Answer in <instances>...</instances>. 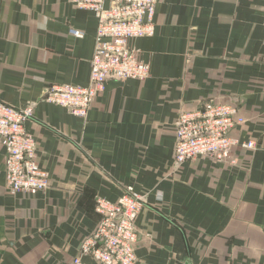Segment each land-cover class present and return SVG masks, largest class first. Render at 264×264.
<instances>
[{
  "label": "crops",
  "instance_id": "0c3cea01",
  "mask_svg": "<svg viewBox=\"0 0 264 264\" xmlns=\"http://www.w3.org/2000/svg\"><path fill=\"white\" fill-rule=\"evenodd\" d=\"M155 22L131 41L150 76L108 81L84 119L39 99L51 84L89 83L95 15L68 0H0V100L37 102L26 129L51 183L10 192L0 146V264H66L100 219L96 199L127 186L147 201L138 264H264V0H158ZM210 101L237 104L246 121L232 133L257 147L176 170V120Z\"/></svg>",
  "mask_w": 264,
  "mask_h": 264
},
{
  "label": "built area",
  "instance_id": "2783aa9c",
  "mask_svg": "<svg viewBox=\"0 0 264 264\" xmlns=\"http://www.w3.org/2000/svg\"><path fill=\"white\" fill-rule=\"evenodd\" d=\"M68 1L91 11L97 19L90 80L86 86L51 84L39 101L61 105L73 115L86 119L108 81H143L150 76V63L139 57L131 41L156 33L158 0ZM71 32L76 37L84 36L79 29L73 28ZM36 103L18 108L0 100V146L7 151L6 183L12 193L36 195L51 184L49 173L37 159L35 137L26 129ZM245 121L235 103L210 101L195 110L182 111L175 123L174 168L178 170L197 157L215 162L233 161L235 147L255 149V141H240L232 133ZM146 202V197L132 186L125 187L116 201L98 197L96 211L100 219L93 232L82 240L78 254L66 264H85L86 256L99 264H138L136 250L143 236L136 223ZM144 237L149 239L151 235L147 233Z\"/></svg>",
  "mask_w": 264,
  "mask_h": 264
}]
</instances>
